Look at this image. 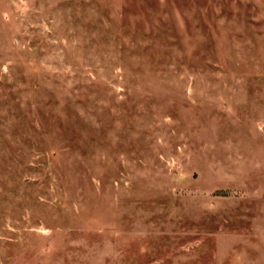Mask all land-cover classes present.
Returning a JSON list of instances; mask_svg holds the SVG:
<instances>
[{
	"label": "rangeland",
	"instance_id": "1",
	"mask_svg": "<svg viewBox=\"0 0 264 264\" xmlns=\"http://www.w3.org/2000/svg\"><path fill=\"white\" fill-rule=\"evenodd\" d=\"M0 264H264V0H0Z\"/></svg>",
	"mask_w": 264,
	"mask_h": 264
}]
</instances>
